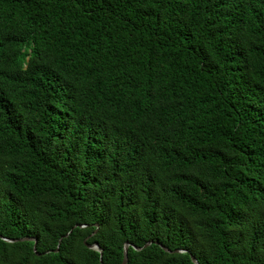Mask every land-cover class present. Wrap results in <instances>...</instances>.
I'll return each instance as SVG.
<instances>
[{
	"label": "trees",
	"instance_id": "1",
	"mask_svg": "<svg viewBox=\"0 0 264 264\" xmlns=\"http://www.w3.org/2000/svg\"><path fill=\"white\" fill-rule=\"evenodd\" d=\"M126 244L264 264V0H0V264Z\"/></svg>",
	"mask_w": 264,
	"mask_h": 264
},
{
	"label": "water",
	"instance_id": "2",
	"mask_svg": "<svg viewBox=\"0 0 264 264\" xmlns=\"http://www.w3.org/2000/svg\"><path fill=\"white\" fill-rule=\"evenodd\" d=\"M82 227V226H81ZM97 233V232H96ZM95 233V234H96ZM93 236V235H92ZM90 239V237L85 241V244L88 246L89 249H93V250H96V251H100V246L99 244H88V240ZM23 240H26V241H33L35 242V249L37 248V240L35 238H26V239H23ZM61 242V241H60ZM152 243H147L145 245V247H137V246H134V248L138 251H141L143 248H147L148 246H150ZM129 247H130V244H126L125 246V258H124V261H123V264H128V261H129V258H128V251H129ZM163 249L169 253H172L173 251H171L170 249H168L167 247L165 246H162ZM59 251V249L57 250ZM183 251H180V250H176L174 253H182ZM101 256L103 257V250H101ZM192 260L195 264H199L197 258L195 256H192Z\"/></svg>",
	"mask_w": 264,
	"mask_h": 264
}]
</instances>
